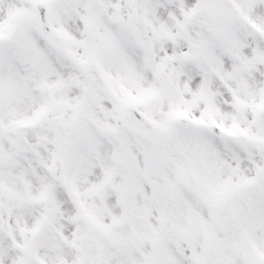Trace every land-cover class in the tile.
Listing matches in <instances>:
<instances>
[{
    "label": "snow or ice",
    "instance_id": "6c2138e0",
    "mask_svg": "<svg viewBox=\"0 0 264 264\" xmlns=\"http://www.w3.org/2000/svg\"><path fill=\"white\" fill-rule=\"evenodd\" d=\"M0 264H264V0H0Z\"/></svg>",
    "mask_w": 264,
    "mask_h": 264
}]
</instances>
